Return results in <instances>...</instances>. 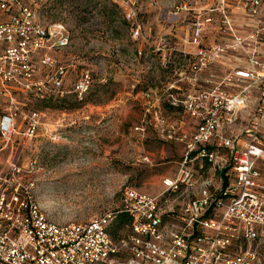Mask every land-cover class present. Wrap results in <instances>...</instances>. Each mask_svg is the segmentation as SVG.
Here are the masks:
<instances>
[{
	"label": "built area",
	"instance_id": "1",
	"mask_svg": "<svg viewBox=\"0 0 264 264\" xmlns=\"http://www.w3.org/2000/svg\"><path fill=\"white\" fill-rule=\"evenodd\" d=\"M121 1L134 22L132 0ZM39 3L0 0V264H264V0L184 5L190 48L174 51L160 95L180 110L181 130L166 134L182 144L174 174L158 196L127 186L113 212L66 225L38 202V158L17 156L19 117L25 139L43 126V112L20 110L19 98L84 100L91 76L82 71L65 89L74 62L54 54L71 35L39 16ZM133 30L141 35L140 24ZM118 215L129 219L119 230Z\"/></svg>",
	"mask_w": 264,
	"mask_h": 264
},
{
	"label": "rangeland",
	"instance_id": "2",
	"mask_svg": "<svg viewBox=\"0 0 264 264\" xmlns=\"http://www.w3.org/2000/svg\"><path fill=\"white\" fill-rule=\"evenodd\" d=\"M190 1L207 0H132L137 17L129 22L121 0H40L37 14L63 23L71 35L70 47L54 54L63 64L74 62L65 89L72 91L82 71L91 76L84 100L74 93L68 98L74 109L56 108V100L46 108L19 98L20 110L43 112L32 140L22 136L26 125L19 117L16 138L23 146L16 153L24 163L38 158L37 199L54 222L82 224L113 212L127 186L151 196L164 189L162 178L173 173L183 152L166 135L181 130L180 110L160 95L177 66L174 51L190 48L191 27L182 9ZM173 52L166 66L164 55ZM141 126L145 132L137 131Z\"/></svg>",
	"mask_w": 264,
	"mask_h": 264
},
{
	"label": "trees",
	"instance_id": "3",
	"mask_svg": "<svg viewBox=\"0 0 264 264\" xmlns=\"http://www.w3.org/2000/svg\"><path fill=\"white\" fill-rule=\"evenodd\" d=\"M70 96L62 98V99H54L53 97L51 98H47V100L45 101H41L40 105H44V107H48L50 106L49 104L51 102H54V100H56V102H58V104L55 106L56 108H60V109H74L76 107V105H66V102L68 100ZM39 105V104H38ZM119 217L117 218V229L121 228V226L125 223L128 222V218L124 215H118Z\"/></svg>",
	"mask_w": 264,
	"mask_h": 264
},
{
	"label": "crops",
	"instance_id": "4",
	"mask_svg": "<svg viewBox=\"0 0 264 264\" xmlns=\"http://www.w3.org/2000/svg\"><path fill=\"white\" fill-rule=\"evenodd\" d=\"M176 168H174V170H175ZM174 170H173V173H170V174H168L167 176H165V177H168V176H172L173 174H174Z\"/></svg>",
	"mask_w": 264,
	"mask_h": 264
}]
</instances>
